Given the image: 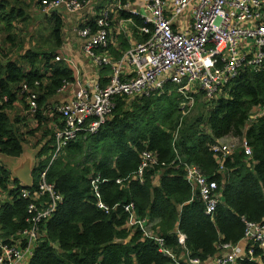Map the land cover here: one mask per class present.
<instances>
[{"label":"trees","instance_id":"1","mask_svg":"<svg viewBox=\"0 0 264 264\" xmlns=\"http://www.w3.org/2000/svg\"><path fill=\"white\" fill-rule=\"evenodd\" d=\"M16 18L21 22L27 19L20 2L0 0V20L5 23L0 31L6 33L4 41L11 44L10 21ZM44 29V50L26 49L18 60L0 63V96H6L0 105V154L9 157L20 155L26 142L15 125L17 117L6 113L20 82L31 84L45 77L46 85H40L44 91L36 100L41 104L45 94L52 93L69 77L68 70L50 63L59 44L58 20L49 19ZM22 64L29 70L24 71ZM201 93L192 92L194 104L184 113L187 105L181 102L186 99L169 82L146 96L115 97L110 113L97 130L81 132L67 141L49 163L53 136L39 124L42 117L38 110L37 126L24 132L32 136L40 130L41 137L34 147L46 138L37 147L36 156L43 158L30 171V186L19 184L0 163V188L9 178L14 182L8 199L0 202V241L10 243L26 226L28 201L20 196L19 189L35 188L44 168L45 181L61 199L40 226L43 237L23 264H166L168 259L157 252L151 240L126 226L123 205L127 203L137 215L156 221L157 232L174 252L180 249L178 231L183 235L184 248L200 259L213 254L217 243L240 238L241 217L264 222V66L259 71H239L210 99L204 100L203 93L201 99ZM253 107L263 112L250 118ZM192 108L194 113H190ZM227 136L244 138L250 155L245 156L235 146L221 160L219 169L210 145ZM141 150L153 152L157 164L143 170L139 181L133 173ZM180 162L196 165L216 182L219 201L211 215L204 213L197 191L184 179ZM158 170L161 172L153 185L152 176ZM90 176L98 177L99 199L107 210L95 205ZM236 264H264V256L259 261L240 259Z\"/></svg>","mask_w":264,"mask_h":264},{"label":"built area","instance_id":"2","mask_svg":"<svg viewBox=\"0 0 264 264\" xmlns=\"http://www.w3.org/2000/svg\"><path fill=\"white\" fill-rule=\"evenodd\" d=\"M137 1V0H131ZM144 39L130 46L116 59L104 54L110 11L100 9L93 17V27L79 29L77 35L85 39L81 51L95 67H107L106 81L99 84L89 80L78 87L74 95L53 109L60 124L53 129V147L49 161L59 154L67 141L74 140L81 132L97 130L113 107L115 97L146 96L160 90L165 82L172 83L176 91L192 103L191 94L201 91L203 98L214 97L229 80L242 70H262L264 66V0H141ZM93 0H38L42 13L62 10L77 13ZM128 3L121 7L126 8ZM190 9V22L181 31L174 30V20ZM96 51H99L96 53ZM102 51V52H101ZM58 58L55 57L54 61ZM40 89L39 80L31 84L20 82L19 95L25 99L27 109L36 111ZM16 94V93H15ZM6 96H0V105ZM251 117V115H250ZM238 146L245 156L250 148L244 138ZM235 146L216 141L210 150L218 160L233 152ZM154 154L141 150L133 173L141 180L144 168L155 165ZM45 169L38 174V182L31 191L19 189L27 199L25 208L27 225L10 243L0 241V264H23L31 254V246L39 236L40 225L52 214L60 195L45 181ZM185 179L197 191L204 213L211 215L219 201L214 181L208 179L192 163H183ZM98 177L90 176V192L98 208L107 210L100 201ZM119 182V180H116ZM125 224L137 229L141 238L151 240L157 252L168 259L166 264H236L240 259L259 261L264 256V222L248 221L241 217L243 232L235 242H219L213 254L204 259L191 256L184 248L183 235L176 231L181 249L174 252L147 221L136 214L131 203L123 205ZM257 250V253L255 251Z\"/></svg>","mask_w":264,"mask_h":264},{"label":"crops","instance_id":"3","mask_svg":"<svg viewBox=\"0 0 264 264\" xmlns=\"http://www.w3.org/2000/svg\"><path fill=\"white\" fill-rule=\"evenodd\" d=\"M20 2V8H22L23 13L27 16L32 15L31 10H35L38 12V16L34 18L36 23L41 22L42 26L39 29L34 30L33 27L35 23H33L28 32L29 36L22 38L16 32V30L20 29L19 23L21 22L18 18L11 20V32L13 35L12 44L4 41L6 37V33L0 31V63H3L6 60H18V56L20 52L31 49L35 51L44 50L46 46L44 45L47 32L44 27H46L47 21L49 19L58 20L59 22V44L55 48V54L51 58L50 63L54 65H60L66 70L69 71V77L66 80H62L59 86L53 90L52 93L45 94L43 96L41 104H36L37 108L34 113H31L27 109V104L24 98H22L18 91L14 94L15 98L11 102L10 106L6 109V113L11 118L17 117L19 120L15 125L20 127V132H23L26 143H23L22 152L20 155L16 157H9L3 154H0V163L3 164L10 173V177H15L16 168L10 169L8 163L11 160L24 159L22 163H27L30 171L32 167H34L37 162L43 158V156H36L37 147L44 143L45 137L36 144L34 147L35 141L41 137L40 130H37L32 136H27L24 132L25 129L35 128L37 126L36 113L39 110L42 117V124L45 130H50L49 132L53 134V129L60 124L59 115L53 109L58 104L67 101L71 98L78 87L83 83L94 80L99 84H103L106 81V76L109 73V69L107 67L100 68L95 67L91 64L90 58L84 55L81 51V47L85 44V39L79 37L76 33L77 30L83 29L84 27L92 28L93 27V17L95 13H97L100 9H108L110 11V20L109 26L107 30V45L103 52L105 55L116 59L121 53L126 51L130 46L137 42H141L144 39V35L141 33L140 28L142 24V8L143 4L141 0L131 1V0H93L92 3L84 6L77 13H65L62 10H56L49 13H42L37 6L38 0H17ZM24 1L27 3H24ZM128 3L126 8H122L121 5L124 3ZM9 7L4 9V13H7ZM37 19V20H36ZM25 20V21H26ZM24 21V22H25ZM190 22V9L188 8L182 15L177 17L173 24L172 28L177 31H181L185 28V26ZM5 27V23L3 20H0V29ZM37 37H33L34 35ZM30 38H35L31 40ZM99 51H96L98 53ZM102 52V51H101ZM5 57H2V55ZM57 57L58 60L54 61V58ZM22 68L24 71H28V65L22 64ZM38 69L42 71V65H38ZM40 85L45 86L47 80L45 77L39 80ZM18 89V88H17ZM43 92V89H39L38 96L41 95L40 92ZM38 98V97H37ZM263 112V109L260 107H253L251 110V117L253 118ZM223 138L219 139L221 141ZM32 142L33 146L29 143ZM11 159V160H10ZM29 159V160H27ZM21 163V164H22ZM159 172L158 170L152 176V183L156 185L158 181ZM17 179V178H16ZM18 180V179H17ZM32 181V178H31ZM19 184H22L18 180ZM13 181L11 178L6 182L4 188H0V202L8 199V192L10 188H13ZM154 226L156 221L150 220ZM156 229V225L154 226ZM181 249V247H180ZM180 249L178 252H180Z\"/></svg>","mask_w":264,"mask_h":264},{"label":"rangeland","instance_id":"4","mask_svg":"<svg viewBox=\"0 0 264 264\" xmlns=\"http://www.w3.org/2000/svg\"><path fill=\"white\" fill-rule=\"evenodd\" d=\"M24 3H26L25 1H24ZM27 4V3H26ZM32 15H28L29 17H28V20H26L25 22H23V23H19V28L20 29H18V30H16V32H18V34L20 35V36H22V38H24V37H27V36H29L30 35V33L28 32V29H29V27L33 24V23H35V24H33L34 26V30H37V29H39V27H41L42 26V24H41V22H39V23H36V21H34V17L33 16H35V17H37L39 14H38V12L37 11H33V10H31V12H30ZM37 20V19H36ZM33 37H37V35L35 34ZM31 40H34L35 38H30ZM199 96H200V98L202 99V93L201 94H199ZM195 98L193 97V100H194ZM204 100H206V98H204ZM205 102V101H204ZM206 103H208V102H206ZM181 104H190L189 102H181ZM192 104H194L193 102H192ZM192 107V106H191ZM194 109L192 108V110L190 111V113H194ZM239 137H230V136H227V137H223V139L220 141V142H223V143H226V144H228L229 146L231 145L232 146V148L234 147V146H238V144H239ZM26 143V142H25ZM29 143L33 146V143L32 142H30L29 141ZM11 160V159H10ZM27 160H29V159H27ZM23 161H25L24 159H18V160H16L15 162H14V160H11L9 163H8V166L10 167V169H12L13 167L14 168H17ZM153 227V226H152ZM154 228V227H153Z\"/></svg>","mask_w":264,"mask_h":264},{"label":"water","instance_id":"5","mask_svg":"<svg viewBox=\"0 0 264 264\" xmlns=\"http://www.w3.org/2000/svg\"><path fill=\"white\" fill-rule=\"evenodd\" d=\"M15 173V177L22 183L24 187H28L31 184V175H30V168L28 164L22 163L17 168Z\"/></svg>","mask_w":264,"mask_h":264},{"label":"bare ground","instance_id":"6","mask_svg":"<svg viewBox=\"0 0 264 264\" xmlns=\"http://www.w3.org/2000/svg\"><path fill=\"white\" fill-rule=\"evenodd\" d=\"M153 153V152H152ZM154 154V153H153ZM154 156H155V154H154ZM155 159H156V157H155ZM157 162V161H156ZM157 164V163H156ZM155 164V165H156ZM180 164L183 166V162H180ZM151 167V166H150ZM149 167H146V168H144L143 170H145V169H148ZM184 179H185V176H184ZM186 180V179H185ZM210 180H212V181H214L213 179H210ZM186 182L191 186V184L186 180ZM214 183L216 184V182L214 181ZM22 185V184H21ZM23 186V185H22ZM191 188H193L192 186H191ZM194 189V188H193ZM216 189L218 190V188H217V184H216ZM59 202V201H58ZM57 202V203H58ZM57 203H56V205H57ZM56 205H55V208H56ZM54 208V209H55ZM54 211V210H53ZM25 223H26V221H25ZM26 225H27V223H26ZM42 225V224H41ZM40 225V226H41ZM19 233V232H18ZM17 233V235H15L16 237L19 235ZM42 237H43V232H42V228L40 227V230H39V236H38V238L36 239V241L32 244V246H31V252H32V250H33V248H34V246H35V244L40 240V239H42ZM31 255V254H30ZM30 257V256H29Z\"/></svg>","mask_w":264,"mask_h":264}]
</instances>
